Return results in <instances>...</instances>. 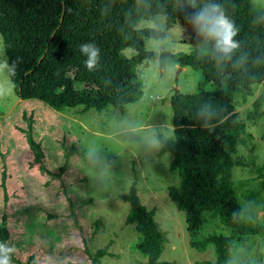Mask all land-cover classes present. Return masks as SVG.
Returning <instances> with one entry per match:
<instances>
[{
    "label": "rangeland",
    "instance_id": "374dc122",
    "mask_svg": "<svg viewBox=\"0 0 264 264\" xmlns=\"http://www.w3.org/2000/svg\"><path fill=\"white\" fill-rule=\"evenodd\" d=\"M253 1L264 8V0ZM138 27L165 33L162 40L146 41L147 50L187 54L193 50L190 26L177 22L168 27L165 17L158 16ZM0 44V62L8 65L2 39ZM119 53L131 58L135 49ZM137 76L143 82L141 99L128 103L124 111L109 106L99 114L94 109L81 112L80 106L55 110L37 99H22L7 83L9 65L0 74L5 87L12 88L0 98V221L6 216L18 260L11 264H91L99 249L105 251L102 264H146L134 246L135 227L126 223L129 205L119 197L128 191L133 176L141 202L155 209L156 221L167 232L160 259L167 264L215 260L212 245L201 251L189 243L185 213L167 194L179 178L169 168L171 154L159 155L156 137L157 133L173 137L171 97L176 89L194 93L202 75L169 60L161 66L158 60H148L138 66ZM216 88L212 82L204 87ZM235 112L251 135L233 154V186L242 204L263 222L264 194L248 201L242 193L261 180L251 160L264 168V83L254 85L246 99L236 98ZM29 132L43 151L41 161L28 143ZM203 225L234 234L208 211L203 213ZM228 264H264V235L235 238Z\"/></svg>",
    "mask_w": 264,
    "mask_h": 264
},
{
    "label": "trees",
    "instance_id": "16d2710c",
    "mask_svg": "<svg viewBox=\"0 0 264 264\" xmlns=\"http://www.w3.org/2000/svg\"><path fill=\"white\" fill-rule=\"evenodd\" d=\"M218 4L233 23L238 47L230 58L220 59L214 41L197 34L189 17L207 5ZM164 16L167 26L177 22L192 29L190 53L155 52L145 42L164 39L165 33L138 25ZM0 35L8 59L9 78L22 99H37L55 110L81 107L101 113L111 106L124 111L128 103L143 95L138 66L143 61L165 60L200 71L202 82L191 94L177 90L171 97L173 137L157 133L159 155L170 153V170L179 184L167 194L186 216L190 245L197 250L214 247L210 264H228L234 239L264 235V220L257 221L252 208L240 201L232 180L233 154L243 141L244 124L237 120L235 99L252 94V87L264 83V8L253 0H0ZM93 43L100 50L97 67L88 71L80 46ZM133 47L131 58L120 50ZM14 71V74H13ZM215 90L204 89L207 83ZM264 137V136H263ZM28 143L41 161L43 151L31 132ZM259 184L242 196L246 200L264 194V168L251 160ZM128 203L126 223L138 234L135 248L146 264H167L160 258L167 232L155 219V209L144 205L133 176L129 189L119 194ZM218 215L233 235L203 225V213ZM6 216L0 221V243L12 247ZM99 249L91 264H102ZM11 262H18L11 254ZM25 264H32L26 262Z\"/></svg>",
    "mask_w": 264,
    "mask_h": 264
},
{
    "label": "clouds",
    "instance_id": "9594fccd",
    "mask_svg": "<svg viewBox=\"0 0 264 264\" xmlns=\"http://www.w3.org/2000/svg\"><path fill=\"white\" fill-rule=\"evenodd\" d=\"M189 22L193 25L197 34L202 35L206 40L214 41V52L219 55L220 59L230 58L233 50L239 46L233 39L237 30L233 23L224 15L223 10L218 4L205 6L198 13L189 17ZM0 47H2V44H0ZM156 47L158 50V46ZM80 52L86 56L84 60L86 69L88 71L94 70L100 59L99 48L93 43H85L80 46ZM6 67H8L6 63L0 62V74L3 73ZM7 83L10 85L11 81L9 80ZM11 92L12 88H6L5 83L0 81V98L11 94ZM152 144L154 147L159 146L158 141H152ZM13 251V247L0 243V264H11V254Z\"/></svg>",
    "mask_w": 264,
    "mask_h": 264
},
{
    "label": "water",
    "instance_id": "95a60500",
    "mask_svg": "<svg viewBox=\"0 0 264 264\" xmlns=\"http://www.w3.org/2000/svg\"><path fill=\"white\" fill-rule=\"evenodd\" d=\"M176 91H177V89H176ZM176 91H175V92H176Z\"/></svg>",
    "mask_w": 264,
    "mask_h": 264
},
{
    "label": "crops",
    "instance_id": "0c3cea01",
    "mask_svg": "<svg viewBox=\"0 0 264 264\" xmlns=\"http://www.w3.org/2000/svg\"><path fill=\"white\" fill-rule=\"evenodd\" d=\"M175 25V24H174Z\"/></svg>",
    "mask_w": 264,
    "mask_h": 264
}]
</instances>
